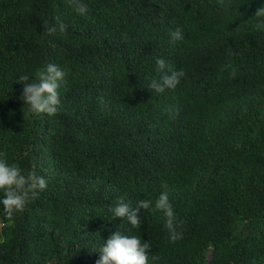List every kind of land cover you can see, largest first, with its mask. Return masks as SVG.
<instances>
[{"label": "trees", "instance_id": "trees-1", "mask_svg": "<svg viewBox=\"0 0 264 264\" xmlns=\"http://www.w3.org/2000/svg\"><path fill=\"white\" fill-rule=\"evenodd\" d=\"M83 2L0 0V152L48 181L14 219L0 208V264H97L117 230L151 243L150 264H264V0ZM158 56L186 73L163 94L146 86ZM48 63L67 72L60 109L33 118L18 77ZM164 182L181 241L159 212L106 220Z\"/></svg>", "mask_w": 264, "mask_h": 264}, {"label": "clouds", "instance_id": "clouds-1", "mask_svg": "<svg viewBox=\"0 0 264 264\" xmlns=\"http://www.w3.org/2000/svg\"><path fill=\"white\" fill-rule=\"evenodd\" d=\"M75 11L80 16H86L88 6L83 0H77ZM253 28L257 32L264 33V5L256 12L253 18ZM48 34L65 31V26L47 27ZM172 42L183 41L184 33L181 28H175L169 32ZM155 76L147 78L146 86L156 94H163L175 90L181 85L186 73L177 69L163 56H158L154 61ZM67 72L56 63H48L38 69L34 76L22 74L18 77V83L22 85L20 99L26 106L27 114L33 118L40 116L54 117L61 105V88L64 84ZM232 78L237 73L230 72ZM174 109H168V114H174ZM47 179L36 171H25L16 163H10L7 154L0 152V208L7 218L14 219L17 214L23 213L27 205L38 199L39 195L46 191ZM158 197L140 199L135 206L121 200L116 205L108 208L107 221L114 222L121 218L132 229H140L142 220L141 210L162 213L165 218L164 227L168 233V240L176 243L184 238L183 222L179 219L172 201L170 200L169 186L167 182L161 184ZM151 243L141 239L137 234H125L120 230L115 231L103 241L95 252L100 253L97 264H150L149 252ZM154 259V257H152Z\"/></svg>", "mask_w": 264, "mask_h": 264}]
</instances>
